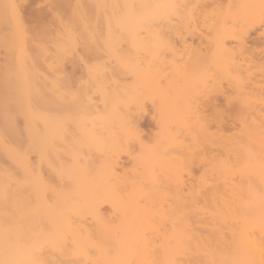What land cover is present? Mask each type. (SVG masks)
I'll return each instance as SVG.
<instances>
[{
  "label": "bare ground",
  "instance_id": "6f19581e",
  "mask_svg": "<svg viewBox=\"0 0 264 264\" xmlns=\"http://www.w3.org/2000/svg\"><path fill=\"white\" fill-rule=\"evenodd\" d=\"M216 1L65 0L67 7L64 4L63 7L69 9L67 16L56 11L61 7L57 2L53 18L59 28L53 35L43 37L52 38V49L41 42L37 56L27 51L28 30L20 23L19 14H15V22L20 24L14 32L16 52L3 67L0 66V264H44L46 256L74 254L79 249L76 242L78 227L83 230V235L87 234V229L78 223L86 222L92 205L100 198H125L133 191H143L148 196V192L179 191L185 187L200 186L202 174L196 175L193 166H200L213 153V158L218 155L227 160L241 159L237 158L241 155L246 160L258 158L250 154L257 141L259 145H264V135L259 133L263 130L264 120H257L261 115L256 118L249 114V109L246 110L251 117L243 115L249 120H242L245 122L240 125L241 131L225 135L220 113L217 107L213 108L215 113L211 107L210 112L213 113L210 115L221 118L214 131L205 122L210 112L205 114L207 118L204 121L203 112L206 110H202V104L194 102L197 97L202 98L203 92H195L189 86L191 80L194 81L193 77L197 78L199 74L200 78L201 72L196 67L200 66L204 56L200 47L192 51L194 48L190 49L187 43V35L197 28V21V25H201L204 18L209 19L206 16L210 13L217 18L210 16L215 21L210 18L211 23L208 24L207 20L204 24L207 27L203 25L209 29H205L208 31L206 34L214 35L208 36L211 40L206 34L202 35L204 40H208L205 42L209 47L212 43L217 46L218 41L226 45L228 42L225 40L232 37L233 41L241 43L244 36L238 35L241 33L234 35L240 31H236L238 27L235 29L230 20L231 27H225L224 17L231 14L235 7L240 8L238 12L248 11L244 8L252 6L249 4L255 0H235L234 4L243 2V6L239 3L238 8L236 5L233 7L234 0H231V5L228 0L229 7L226 6V9L225 6L222 9L223 5L217 6ZM227 9L230 10L228 14L225 13ZM232 15L239 14L233 12ZM232 15H228L231 20L235 17ZM236 18L239 19V16ZM200 20H203L202 23ZM232 21L235 22V18ZM236 22H243L247 30V23ZM240 24L238 26L242 28ZM218 46L220 52L222 46ZM240 47L245 49L234 47L237 52L231 49L230 55L227 54L231 61L237 59L236 63L240 66H233L230 61L229 65L242 68L239 73L235 70L238 73L235 76L230 72L231 79H228L235 83L232 86L236 90V84L245 77L248 81H243L250 82L249 76L253 72L250 70L248 74H251L247 75L244 66H241L239 59L243 64L242 58L248 51L246 46ZM218 52L215 53V61L209 60L214 61L213 69L227 56L222 58L221 53L217 56ZM235 53L239 57H235ZM67 58L84 71L85 79L74 88L71 86L72 79L61 68ZM179 59L183 60L182 65H179ZM250 59L247 60L251 62L253 59ZM262 63L263 69L264 60ZM247 64L244 65L249 69L252 65ZM171 74L174 80L170 79ZM219 75H213V78L218 79ZM160 80L165 86L160 89L153 87L149 93V86L156 85ZM219 81L221 83L222 80ZM242 84L245 85L244 82ZM248 84L247 88L251 86ZM252 88H249L250 92L245 88L244 91H237L236 109L250 107V99L257 95V92L251 91ZM93 94H96L95 97ZM148 102L157 131L151 139L145 140L138 120ZM239 110L237 113H240ZM214 116L211 117L217 122ZM18 117H22L21 126L17 122ZM261 148H257L259 152ZM31 151L36 152L35 162L32 163L29 162ZM122 154L129 159L127 165L120 161ZM184 176L192 180L187 183ZM218 181L215 186L224 185ZM244 184L237 182L233 186L231 183L230 188L236 187L232 191L254 195L264 193V182L247 187L245 185L248 184ZM236 208L240 214L246 211L248 217L245 215V218H248L246 221H249L250 228L261 230L264 236V198H252L246 204L230 206L233 212ZM172 215L169 211V223ZM129 216L123 220L132 218V214ZM140 216L145 218L141 212L136 217ZM252 235L248 237L251 243ZM121 238L125 244L141 245L146 243L147 237L135 231L125 233ZM177 238L181 240V237L169 234L167 244L161 250L169 256L181 253L187 244L182 245L184 240L180 243ZM200 239L204 244L207 241L205 237ZM259 240L263 241V238ZM254 242L252 245H256ZM48 261L51 264L58 262L50 258L46 263Z\"/></svg>",
  "mask_w": 264,
  "mask_h": 264
},
{
  "label": "rangeland",
  "instance_id": "374dc122",
  "mask_svg": "<svg viewBox=\"0 0 264 264\" xmlns=\"http://www.w3.org/2000/svg\"><path fill=\"white\" fill-rule=\"evenodd\" d=\"M63 1L65 3V0ZM217 1V6H219V4L221 6L223 5L222 9L224 8V6V9L229 7L228 0ZM232 1L229 0L230 5ZM248 1L250 2L252 0ZM57 2L59 3L60 1L0 0V66H2L3 64L5 65L7 60L13 58L16 52V48L13 44L16 37L14 32L16 31L15 28L20 26L19 23L15 22L14 17L16 13L19 14L21 18L20 23L23 24V27L28 30V33L26 32V35H28L27 42H29V44L27 45V51L32 56H37L39 54V43L41 42H44L47 47L52 49V38L43 37L47 35H53L52 33L59 28V24L56 22L55 18H53V13L57 11L60 15L67 16V13L69 12V9L63 7L65 5L64 3V5L59 3L61 7L59 6L57 8ZM234 2L235 0L232 3L233 7H235L234 5H236L238 8V4L241 3V1H239V3L237 4H234ZM243 2H247V0H243ZM243 2L239 5L243 6ZM244 6L246 7V3ZM249 6V8L246 7L244 9H249L248 11L250 12V14H248L249 12L246 10V12H238L240 8L235 9L236 7L234 8L235 10L233 9L234 11H232L235 14H239L237 16L232 15V11L231 14H228L230 13L229 9H227L226 12L225 10H223L226 14L230 16L232 15V17L235 16L233 17V19L235 18V22L237 20H241L247 23L246 30V25L242 24L243 22H241V24L240 22H238L240 26L242 25L243 27H245L243 28L241 26L244 30V35V33L242 32V28L238 26L239 24H236L237 22L235 23L234 21H232L233 19L231 20L229 18L230 16L225 15L226 17L224 18L226 19L222 18L224 19L223 22L225 23V27L230 26V24L232 23L233 25H235V29H237L238 27L236 31L240 32H235L234 35H237L236 33H241L238 35L244 36V38L242 37L244 40L239 39L241 40V43H243L244 41L243 44H241L238 40H235L236 42L233 41L234 39L232 37L227 38L230 41L225 40L226 42H228L226 45H229L230 48L226 45H222L218 41L217 46L218 44L222 46V50L218 52L220 49L219 46L218 48H215L217 47L215 46L216 43H212L216 40L212 42L210 41L213 47H209L210 45L206 43L208 40H204L205 37L202 36L208 32L207 30H209L204 27H207V25L204 24H206L208 21V24H210L211 21H215L210 16L214 15V19H217L215 17V14L210 13L212 14L210 15L209 12V15L206 16L209 17V19H207L208 21L206 20V18H204L206 23L205 21L202 23L203 20H200L202 24H199L201 25H197V23L199 22L197 21V26L195 25V27H197L198 29L195 28L193 30V33L191 34L192 36L187 35V43L189 45V48H194L192 49V51H195L198 49V47H200V51L204 52V56L201 57L202 63L200 64V66L196 67L197 69H199L198 71L201 72V76L200 78H198V74L196 76L197 78L193 77L194 81L191 80V82L193 81L195 83L190 82L189 85L190 87L192 86L191 88L193 91L198 93L203 92L204 95H201L202 98L197 97L194 102H197L200 105L202 104V110H206V112H203L204 115L210 112L211 107V111L214 110L213 112L215 113L216 109L213 108L217 107V111H219L220 117L223 121L222 126H224L225 131L224 129L222 130L225 135H234L235 132L239 133L241 131V129H239L241 128L240 125L242 126L243 122H245H242V120L245 119L244 116H248V118H250L253 115L257 118V115L259 114L262 117L259 116L257 120H262L261 118H263L264 120V67L263 69L261 67V64L263 65L262 62L264 60V0H255L254 3L249 4ZM56 8L57 10L55 11ZM222 9L220 8V13H222ZM238 16L239 19L236 18ZM227 17L229 19H227ZM205 29L207 30L205 31ZM210 34H206V37L209 38L208 36ZM210 36L214 37V35ZM29 37L31 38L29 39ZM202 37L204 38L202 39ZM209 40H211V38H209ZM175 41H178V39H175ZM193 45L196 47H194ZM236 45L239 46V50H241V48L245 49V47H240V45L246 46L247 48L248 52H246V55H244V58H242L244 59L243 64L239 59L241 66L243 65L244 69L247 71L246 74L250 75L253 70L252 74L249 76L250 82L246 83V81H243L248 79H246V77L245 79L241 80L243 78V76H241L242 78L240 80L242 82L239 81L236 84L237 90L236 87L232 86V83H235L233 81L231 82L230 80L231 84H229L230 82L228 81V79H231L232 73H235L234 75H232L235 76L239 73V71L242 72V68H239V63H236L238 61L237 59L236 61L235 59H232V61H234L232 63L230 58H228L229 56L227 55L229 54V51L231 49L234 52L236 51V49H233L234 47H238ZM224 46L226 47L223 48ZM226 48H228V50ZM222 51H225V53L223 54ZM217 52L219 53L217 56H219L220 53L222 54L220 57H225L227 55V59L225 58L226 60H220L222 63L223 61L224 63H228L230 61L232 65L234 64L233 66L238 64V69L236 67H232L231 65H229V63L226 66H224V63H220L216 69H213L215 68V65H213V62L215 61L214 58H216L214 56ZM248 55H250L251 57ZM237 56L238 55L236 54L235 57ZM246 56L247 58H245ZM248 57L251 58L250 60L253 59L255 62H253L252 60V64L250 61H248ZM209 60L214 61L210 62ZM181 61L183 60L181 59L180 62L178 61L179 65H182ZM256 61H258V64H256L257 66L254 65ZM244 64H247L248 66L251 64V67H253V69L251 67H249V69L248 67L246 68ZM220 66L221 68H219ZM254 66L256 67L254 68ZM259 66L261 68H259ZM61 68L65 72H67L72 79L71 86L73 88L76 87L79 81L82 82L85 79L84 71L82 70L81 66L75 64L74 61L69 58L64 60ZM215 70H217V72H214ZM235 70L238 73L235 72ZM250 70L251 72L248 74V71ZM230 72L232 73L230 74ZM213 75H219L218 79L213 78ZM173 76L174 75L171 74L170 79L173 78L174 80L175 77ZM170 79L169 81H171ZM214 79L216 80V82L222 80L221 83L220 81L218 82L220 83V85L216 83ZM214 82L216 83V85ZM243 82L245 83V85L242 84ZM173 83L175 82L173 81ZM177 84H180V82H177ZM247 84L251 85L254 88H252L251 91L253 92L254 90L255 93L257 92V95L254 98H252L251 96V104H248V106L250 105V107L246 106L247 109H245L244 107V109H241V111L239 110L241 106L239 109H236V99L238 97H236V95L237 91H244V88L245 91L248 89L247 91L250 92L249 88L251 89V86L247 88ZM241 85L242 90H240ZM164 86V81L160 80L156 83V85L149 86L148 92L151 93L153 87H156V89H160ZM95 95L93 94L94 97ZM146 106L147 107L145 108V111L141 113L138 120V124L141 128V135L145 140L151 139L152 135L157 131L155 123L151 118L152 109L150 102H148ZM248 109L250 111H248ZM238 110L240 111V113H237ZM246 110L251 116L246 112ZM212 113L210 112L207 115L208 119H206L207 117L205 115L204 121L206 119V125L209 124L210 126H207H209L212 130H216V125L219 122V119L221 120V118L214 116V114L210 115ZM216 115L218 114L216 113ZM211 116L216 117V120L218 121H214L213 117ZM209 119L211 120L209 121L210 123H208ZM245 120L247 121L249 119L246 118ZM17 122L21 126L22 117H18ZM210 128L208 129L211 131ZM263 130L262 132L259 131V133L264 135ZM259 143L260 142L257 141V143L253 145L256 150L254 147H252V150H254V152L251 150L250 156L258 157L253 160H246L244 155L237 156V158L240 157L241 159L228 158V160L224 156L216 155L214 159L212 155H214L215 153H213L211 154V156L206 158L200 164V166L194 165L193 172L196 175L200 172V174H202V181L200 186H193L191 188L185 187L183 190L179 191L159 190V192L154 193L148 192V194L150 193L148 196H146L143 191H133L130 192L129 195L125 198L98 199V201L92 205L91 214L87 216L86 222L78 223L79 226L85 227L87 229L86 235H83V230L79 227L76 231V242L79 244V249L75 250L74 254L72 255L46 256V261L50 258L56 259L58 261L52 262V264H264V236L261 234V230H252L250 228L249 221H246L248 218H245V215L246 217H248L246 211L243 214H240L238 208H236L235 212L230 210V206L232 204L238 206L242 203L246 204L248 203V201H252V198H264V193H260V195H254L249 192L232 191L235 190L236 187H234V189L230 188L231 183L233 184V186H235L237 182H245V184H248H244L247 187L251 185L254 186L256 183L264 182V145H259ZM255 145H257L258 147ZM259 146H263V149ZM257 148H261V150L263 151L260 150L259 152V149ZM35 159L36 152H29V162H35ZM120 161L121 163H124V165H127L129 163V159L125 154H122V156L120 157ZM7 164L10 165V163ZM184 178L186 179L187 183L192 180L187 176H184ZM217 181L221 184L223 182L224 185H220L219 187L215 186V182ZM169 211L173 214V217L170 218L171 220L177 216V219L175 218L173 219V221L170 220V223L169 217H167L169 216ZM140 212L145 214V218H142L141 216L136 217ZM131 214L132 218L125 220ZM180 214L182 215V217H179ZM123 218L125 219L123 220ZM258 230L260 232H258ZM135 231L141 232L145 237H147L145 240L146 243H141V245H128L127 243L125 244V241L121 240V236L125 233H132ZM259 233L260 235H258ZM169 234H174V237H181V240H178V238L176 240L180 241V243H182V241L184 240L182 245L187 244L185 245V248H183V251L181 253H176L172 256H169L161 250V248L167 244L166 239L169 238ZM251 234L254 235H252V243L248 241ZM256 234L257 236H255ZM183 235L184 237H182ZM191 235L194 237H192ZM202 237L207 238L205 244L201 243L202 239L200 238ZM254 237L255 239L258 237L257 240L259 244L257 240L254 239ZM260 238H263V241L259 240ZM189 240L190 243L188 242ZM253 241H256V245H252L255 244V242L253 243ZM123 243L126 246H122ZM186 246H188V250L186 249ZM185 250H187V252H185ZM46 261L44 262V264H51V262L48 261L46 263Z\"/></svg>",
  "mask_w": 264,
  "mask_h": 264
}]
</instances>
